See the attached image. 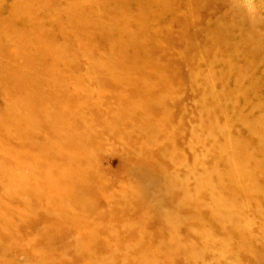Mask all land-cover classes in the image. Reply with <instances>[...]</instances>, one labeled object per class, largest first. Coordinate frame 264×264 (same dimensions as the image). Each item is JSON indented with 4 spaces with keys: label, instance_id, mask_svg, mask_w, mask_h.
I'll list each match as a JSON object with an SVG mask.
<instances>
[{
    "label": "rangeland",
    "instance_id": "374dc122",
    "mask_svg": "<svg viewBox=\"0 0 264 264\" xmlns=\"http://www.w3.org/2000/svg\"><path fill=\"white\" fill-rule=\"evenodd\" d=\"M260 35L264 0H0V264H264Z\"/></svg>",
    "mask_w": 264,
    "mask_h": 264
},
{
    "label": "bare ground",
    "instance_id": "6f19581e",
    "mask_svg": "<svg viewBox=\"0 0 264 264\" xmlns=\"http://www.w3.org/2000/svg\"><path fill=\"white\" fill-rule=\"evenodd\" d=\"M264 36V35H263ZM263 36L262 35H260V39H259V45L261 44V45H263L264 46V38H263ZM258 44V43H257Z\"/></svg>",
    "mask_w": 264,
    "mask_h": 264
}]
</instances>
